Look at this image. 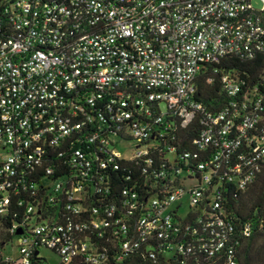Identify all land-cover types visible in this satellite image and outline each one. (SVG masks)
<instances>
[{
	"label": "built area",
	"instance_id": "2783aa9c",
	"mask_svg": "<svg viewBox=\"0 0 264 264\" xmlns=\"http://www.w3.org/2000/svg\"><path fill=\"white\" fill-rule=\"evenodd\" d=\"M258 1L0 0V264H238L252 226L225 204L264 171V69L221 63L264 57Z\"/></svg>",
	"mask_w": 264,
	"mask_h": 264
},
{
	"label": "trees",
	"instance_id": "16d2710c",
	"mask_svg": "<svg viewBox=\"0 0 264 264\" xmlns=\"http://www.w3.org/2000/svg\"><path fill=\"white\" fill-rule=\"evenodd\" d=\"M225 62L221 63L222 67L239 69L247 79L250 78L251 80L259 77V74L264 69L263 55L258 56L253 61L244 62L233 58V60ZM210 72L209 68L205 73L197 77L195 98L208 107L213 108L214 105H217L215 99L220 97L221 85L217 78L213 82L208 81ZM200 129L201 124L197 120L186 128H182L178 124L177 129L174 131L175 139L171 140V143L177 147L178 152L185 149L192 150L195 148L193 140L199 135ZM118 182L121 181L118 180ZM143 188L146 190L150 189L149 186H144ZM227 198L226 209L233 214L237 221L243 223L249 221L252 226L251 235L244 237L240 240L239 245L236 246L238 264H264V171L248 188L234 193V196L228 195ZM2 229L5 232V237L0 242V248L11 237L4 228ZM261 241L262 243L259 244Z\"/></svg>",
	"mask_w": 264,
	"mask_h": 264
},
{
	"label": "rangeland",
	"instance_id": "374dc122",
	"mask_svg": "<svg viewBox=\"0 0 264 264\" xmlns=\"http://www.w3.org/2000/svg\"><path fill=\"white\" fill-rule=\"evenodd\" d=\"M253 3H254V6L257 7V8L260 6V2L258 0H253ZM164 107L165 106L163 105V108ZM127 147H128V149L130 148V146H127ZM181 203H182V205H181V208L179 209V211H180L181 214H185L186 211L189 209V206H190V203H191L190 197L188 195L182 197L181 198ZM4 237H5V232L2 229V227L0 226V242L2 240H4ZM261 243H262V241L259 242V244H261ZM5 252L6 253H12V254H18L17 248H15V246H11V245H9L8 247L5 248ZM46 253L48 255H51L49 252H46Z\"/></svg>",
	"mask_w": 264,
	"mask_h": 264
},
{
	"label": "water",
	"instance_id": "95a60500",
	"mask_svg": "<svg viewBox=\"0 0 264 264\" xmlns=\"http://www.w3.org/2000/svg\"><path fill=\"white\" fill-rule=\"evenodd\" d=\"M19 233H21V230H18Z\"/></svg>",
	"mask_w": 264,
	"mask_h": 264
}]
</instances>
